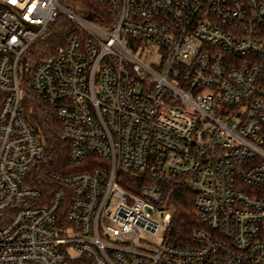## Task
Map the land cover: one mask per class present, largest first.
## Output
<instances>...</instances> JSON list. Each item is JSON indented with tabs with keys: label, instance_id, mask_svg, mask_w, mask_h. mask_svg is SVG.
Segmentation results:
<instances>
[{
	"label": "built area",
	"instance_id": "built-area-1",
	"mask_svg": "<svg viewBox=\"0 0 264 264\" xmlns=\"http://www.w3.org/2000/svg\"><path fill=\"white\" fill-rule=\"evenodd\" d=\"M83 1L102 26L0 0V264H264V0ZM60 15L75 30L30 76L72 169L45 195L27 185L45 148L19 76ZM177 176L201 225L188 247L167 232Z\"/></svg>",
	"mask_w": 264,
	"mask_h": 264
},
{
	"label": "trees",
	"instance_id": "trees-1",
	"mask_svg": "<svg viewBox=\"0 0 264 264\" xmlns=\"http://www.w3.org/2000/svg\"><path fill=\"white\" fill-rule=\"evenodd\" d=\"M59 2L66 8L84 12L87 20L102 26L103 9L97 3L83 0H59ZM49 28L45 39L37 42L30 49L26 57L24 73L19 76V84L25 89L21 99L24 118L45 148V159L31 168L27 175V185L45 195H49L51 190L57 188L52 175L63 176L68 170H72L69 169L71 166L68 162L69 147L61 135V124L55 110L30 86L31 71L38 61L63 45L75 30L73 24L62 15ZM80 171L84 169H74V172ZM135 179L137 178L134 177L130 182L136 183ZM166 185L169 191L168 208L171 215L167 231L169 240L174 246L188 247L191 245V234L201 228L193 206L196 193L184 176H177Z\"/></svg>",
	"mask_w": 264,
	"mask_h": 264
},
{
	"label": "rangeland",
	"instance_id": "rangeland-1",
	"mask_svg": "<svg viewBox=\"0 0 264 264\" xmlns=\"http://www.w3.org/2000/svg\"><path fill=\"white\" fill-rule=\"evenodd\" d=\"M20 89H21V92L22 93H24V86H20ZM142 237H144V238H146L149 242H151L154 246H157L159 243H160V241H161V239H162V234H159L158 236H156V237H148L147 235H142Z\"/></svg>",
	"mask_w": 264,
	"mask_h": 264
},
{
	"label": "water",
	"instance_id": "water-1",
	"mask_svg": "<svg viewBox=\"0 0 264 264\" xmlns=\"http://www.w3.org/2000/svg\"><path fill=\"white\" fill-rule=\"evenodd\" d=\"M25 61H22V74L24 73Z\"/></svg>",
	"mask_w": 264,
	"mask_h": 264
}]
</instances>
